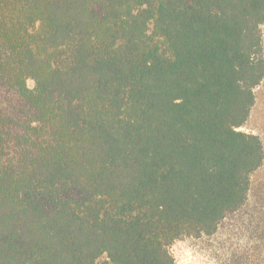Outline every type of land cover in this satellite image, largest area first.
<instances>
[{
	"label": "trees",
	"instance_id": "16d2710c",
	"mask_svg": "<svg viewBox=\"0 0 264 264\" xmlns=\"http://www.w3.org/2000/svg\"><path fill=\"white\" fill-rule=\"evenodd\" d=\"M262 24L264 0H0V264H175L214 235L264 161L239 130Z\"/></svg>",
	"mask_w": 264,
	"mask_h": 264
},
{
	"label": "rangeland",
	"instance_id": "374dc122",
	"mask_svg": "<svg viewBox=\"0 0 264 264\" xmlns=\"http://www.w3.org/2000/svg\"><path fill=\"white\" fill-rule=\"evenodd\" d=\"M264 58V24L260 26ZM31 88L32 83L28 82ZM255 103L239 130L257 135L264 149V78L254 89ZM261 205V206H260ZM264 222V161L250 176L249 199L238 212L227 216L212 236L182 237L172 243L175 264H248V250L264 251L261 234ZM264 241V240H263ZM260 245L261 249H253Z\"/></svg>",
	"mask_w": 264,
	"mask_h": 264
}]
</instances>
